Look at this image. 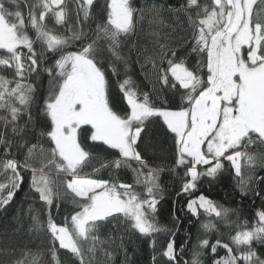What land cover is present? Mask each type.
<instances>
[{
    "label": "snow or ice",
    "instance_id": "obj_1",
    "mask_svg": "<svg viewBox=\"0 0 264 264\" xmlns=\"http://www.w3.org/2000/svg\"><path fill=\"white\" fill-rule=\"evenodd\" d=\"M134 3L0 0V208L21 188L23 172H31L29 187L48 214L55 264H62L60 249L72 264H100L97 252L103 264H111L113 245L129 264L124 233L150 238L154 253L155 235L169 234L158 254L165 264H189L182 257L190 243V264H203L208 248L212 264H264V0H178L166 9L153 4L150 23L171 31H149L151 48L139 41L144 9ZM164 10L172 14V25L164 24ZM185 25L190 34L178 35ZM133 52L152 87L140 92L128 76L120 84L126 101L121 114L110 102L107 69L118 75L115 62L127 69ZM153 125L170 141V165L156 163L163 145ZM166 170L183 171L182 192L196 189L205 177L231 176L241 197L260 198L262 210L251 227L238 224L228 243L199 237L193 243L188 232L177 252L179 224L173 230L157 218ZM123 171H131L133 183L118 182ZM67 200L74 205L70 226L68 216L59 226L52 209L59 211ZM187 209L193 216L203 209L225 220L235 211L203 194L188 200ZM173 219L179 221L175 214ZM31 220L29 231H45L38 214ZM108 226L120 234L102 239ZM215 227L211 221L201 224L206 232ZM220 247L226 255L215 258ZM39 260V251L14 259L0 249V264ZM152 261L157 264V255Z\"/></svg>",
    "mask_w": 264,
    "mask_h": 264
},
{
    "label": "trees",
    "instance_id": "obj_2",
    "mask_svg": "<svg viewBox=\"0 0 264 264\" xmlns=\"http://www.w3.org/2000/svg\"><path fill=\"white\" fill-rule=\"evenodd\" d=\"M177 2L178 0H135L134 6L144 9V19L141 21L137 29L141 44H148L149 48H151L147 33L153 29L159 30L162 33L171 31V28H165L159 23H150L153 19L150 11L152 5L163 6L166 9L167 5H175ZM161 18L165 25L173 24L172 14L167 10H164L161 13ZM69 23H75V14H73ZM48 25L50 28L53 26L51 20L48 21ZM57 28L60 32L64 31L62 27L57 26ZM189 34L190 30L187 29L186 25L184 26L183 31L178 30V35L186 36ZM191 62H195V57L191 58ZM115 65L118 69V75H113L111 69H107L109 98L115 110L123 114V109L126 108V101L122 100L123 93L121 92L120 84L128 76H130L134 82L133 88L138 86V91L140 92L150 91L152 86L147 80H145L144 75H142L140 66L136 63L135 52L132 53L127 69H125L121 62H115ZM44 86L45 88L47 87L46 76L44 77ZM153 98L155 99V96H153ZM3 114L4 113L0 111V115ZM22 122L23 121H21V123ZM0 131H3L2 127H0ZM153 131L156 134L157 140L163 145L162 150L158 152L159 158L156 160V163L170 165L172 157L170 141H165L162 133L155 125H153ZM87 143L90 144L92 142L87 141ZM2 151V148H0V154H2ZM12 151L16 152L17 148L13 146ZM94 151H100V149H94ZM99 175L105 179H109L111 173L109 171H101ZM23 176L24 181L22 186L17 190L16 195L10 204L5 206L6 210L5 208H0V249H7L10 253H13L14 259H24L26 253H35L39 251V264H55L52 260L51 253L49 252V247L51 245V240L49 239L50 233H46L48 219L47 211L41 209L43 202L39 201L38 194L34 193L29 187L31 172H23ZM182 176L183 171H180L179 175L170 173L167 170L161 174L160 183L163 188V198L158 205L157 217L161 225H166L173 230H175L177 223L179 224L180 230L175 237L177 252H179V245L187 238L185 234L188 232L191 233L193 243L196 242L198 237L207 238L210 243H215L217 238H219L222 243H228L230 242V237L235 235V232L238 230V224L243 228L244 221H247V226L251 227L256 219V212L262 210V201L260 198L253 195L241 197L239 190L235 187V181L231 176L225 175L222 179L217 181H212L211 178L207 177L202 178L198 182L197 188L190 190V192L181 191ZM4 179L3 176H0V182H4ZM118 182L133 183L134 178L131 171L120 172ZM59 191L63 193V188L60 187ZM201 194L216 202L223 208L235 211L230 212L226 220L217 218L214 214L210 216L204 213L203 209H200V214L198 216H193L187 209V202L190 199L198 198ZM30 207L38 210V212H30ZM73 208L74 205L70 200L64 201L61 204L59 211H56V209L53 208L52 216L54 222L59 226H63L65 223V217L68 216L70 226V213ZM33 214L39 215L43 222L42 227L45 231H41L40 233L29 231V228L32 225L31 216ZM173 214L179 217L178 222L173 219ZM208 221H211L216 227L206 232L201 228V224ZM109 232H111L114 237L120 234L119 230H112L111 226H108L103 230L104 235H102V239H106ZM124 236V245L127 247V251L131 256L129 264H153L152 257L154 254L157 255V264H165L166 258H162L158 254L164 247H166V244L170 239L169 234L160 233L155 235V253L153 248L149 246L150 238L141 237L139 233H124ZM115 243L118 245L120 240L116 239ZM56 247L59 248L58 243H56ZM103 247L108 248V245L105 244ZM112 250L116 252V255L111 264H124L125 257L123 252L118 248H115V245H113ZM226 251L227 250L222 247L218 248V256L215 258L226 255ZM59 257L62 264H72L70 254L67 250L60 249ZM97 258L100 261V264H103V254L97 252ZM192 258V244L190 243L188 245V250L184 252L182 259L190 264ZM28 259H31V257L29 256ZM200 259L203 261V264H212L211 249H206L205 255L201 256ZM240 264H243V262L241 261Z\"/></svg>",
    "mask_w": 264,
    "mask_h": 264
},
{
    "label": "rangeland",
    "instance_id": "obj_3",
    "mask_svg": "<svg viewBox=\"0 0 264 264\" xmlns=\"http://www.w3.org/2000/svg\"><path fill=\"white\" fill-rule=\"evenodd\" d=\"M58 243V242H57ZM58 247H59V245H58Z\"/></svg>",
    "mask_w": 264,
    "mask_h": 264
}]
</instances>
